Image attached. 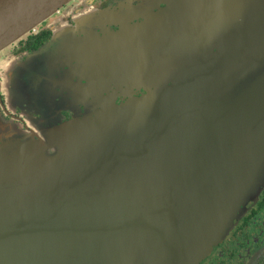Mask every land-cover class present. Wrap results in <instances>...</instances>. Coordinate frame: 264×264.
<instances>
[{"label":"water","instance_id":"water-1","mask_svg":"<svg viewBox=\"0 0 264 264\" xmlns=\"http://www.w3.org/2000/svg\"><path fill=\"white\" fill-rule=\"evenodd\" d=\"M70 1L0 0V53ZM177 5L189 15L173 34L124 36L136 54L106 51L118 37L91 25L79 50H54L77 61L72 81L88 95L41 101L47 139L34 128L31 137L1 131L0 264H198L257 201L264 0ZM250 8L249 18L229 14ZM219 38L229 41L219 46ZM215 39L217 49L202 52ZM162 74L172 78L153 81ZM102 78L128 100L103 95ZM147 84L152 90L134 96ZM64 110L72 116L63 122Z\"/></svg>","mask_w":264,"mask_h":264},{"label":"flooded vegetation","instance_id":"flooded-vegetation-1","mask_svg":"<svg viewBox=\"0 0 264 264\" xmlns=\"http://www.w3.org/2000/svg\"><path fill=\"white\" fill-rule=\"evenodd\" d=\"M180 1L184 0H71L59 8L52 15L53 17L51 16V18L49 17L40 23L25 37L0 53V65H8V69L0 66V101L2 106L12 120L21 124L22 128L31 131L32 128L29 125L26 126V121L28 120L31 125L30 120L43 117L37 111L40 110L41 112V101H50L55 104V101H59L61 97L68 94L82 97V99L86 98L85 94L88 95V93H77L79 91L75 88L77 82L72 81L71 64H76L77 61L71 62L68 55L60 56L54 50L71 52L72 50L69 49L72 47L79 50L84 42L82 36L86 32L85 27L91 25L96 32L100 31V27H106V33L118 37L115 38L116 43L111 40L106 51L122 49L123 46L128 54L129 52L135 53L125 48L124 36H139L147 41L152 34L160 36L173 34L175 31L173 25L181 17L183 20L189 15L188 8L177 5ZM102 13L111 16L109 18H97V16H102ZM153 18H156L155 22L148 21ZM144 26L146 28L142 29ZM143 31L147 35H143ZM57 32H63L62 36L56 38ZM64 33L65 35H63ZM57 41L60 44L55 47L54 43ZM138 43H142V41L136 44L139 47H144ZM133 47L137 48L135 45ZM107 58L109 62L118 66L110 53H108ZM13 63L17 65L27 63L29 69L33 70V72L27 71L26 73L33 80L29 87L34 90L33 96L38 101L35 107H31L29 102L26 103L31 90H28L25 74L23 75L22 70H14ZM134 63L135 65L139 64ZM15 71L23 78L26 85L21 108L18 107L14 111L9 108L6 102L3 88L5 76H11V73ZM118 79L122 80L120 77ZM101 80H105L101 81L99 85L103 95H112L119 104L128 100V98H123L116 89L110 90L107 87L106 84H114L113 78L108 80L102 78ZM96 91L94 90V97ZM134 91V96H141L146 94L148 90L146 89L144 92V90L136 88ZM28 108L31 109L34 118L29 119L26 115L30 112ZM62 114L64 115L63 122L72 116L71 111L64 110ZM246 210L238 223L219 243L213 246L199 264H264V189L257 201H251Z\"/></svg>","mask_w":264,"mask_h":264},{"label":"rangeland","instance_id":"rangeland-1","mask_svg":"<svg viewBox=\"0 0 264 264\" xmlns=\"http://www.w3.org/2000/svg\"><path fill=\"white\" fill-rule=\"evenodd\" d=\"M254 9L250 8V9H243V11L241 12V14H238L236 13V11H230L229 14H233V17H244V18H249V16L251 17V15H253ZM261 12H263V9L259 10L258 14H260ZM53 17V16H52ZM51 18V17H50ZM49 19V18H48ZM218 24V22H216L213 26H216ZM231 25V22L226 25L227 27H229ZM218 26H220V24H218ZM230 29V28H229ZM236 28L234 27L233 30H235ZM232 30V29H230ZM61 32H57L56 33V38H59ZM221 38L218 39V42H219V46H223L225 45L229 39L227 40V38H224V40H220ZM200 40H203L202 38ZM187 43H192L193 40L190 39L189 41H186ZM218 42H216V39L214 41H211L210 44H213L214 46H210L208 47V50H203L202 52H207L210 53L214 50H216V44H218ZM182 49H190V50H194L195 49V46L194 44L193 45H190L189 47L187 45H184V42H182V46H181ZM5 64H2L0 65L1 67H4ZM12 66H14L16 69L18 70H22L23 72V75L25 74V79L27 80V86H28V90H31V93L27 96V102L26 103H31V107H35L36 104H37V101L36 99L34 98V90L32 88L29 87V85L31 84V82L33 81L31 76L26 73L27 71L29 72H33L32 69H29V66L27 65V63L23 64V65H17L15 63L12 64ZM15 74H16V77H14V80H11L10 79V75L8 77L5 76V79L9 78V80L7 81L6 80V83L4 85V88H3V92H4V95H5V99H6V102L9 106L10 109L12 110H16L18 109V107L21 108V104L23 103V93H24V88H25V82L23 80V78L19 75V73L17 71H15ZM165 75H168L170 78H172L169 74H162L160 77L159 75H155L153 76V81H155L157 83L158 79H160V81H164L166 79H168V77H166ZM112 85H115V84H112ZM110 89L112 90H115L116 89V86H111ZM152 90V86L150 85H145L143 87L140 86L138 88V90ZM7 104H5V106H7ZM0 106H1V110H0V134L2 133L1 131L4 130L5 133H2L5 137H7V134L6 133H10V132H15L16 134H18L19 137H31L32 133L31 131H29L28 129H24L21 127V124H18L16 123L14 120H12L10 117H9V113L6 112L4 106H2V102L0 101ZM8 108V107H7ZM25 108V107H24ZM28 110L30 111L29 113H26V115L29 117V119L31 118H34L33 115L31 114V109L28 108ZM39 114H41L40 110H37ZM37 120V125L35 124ZM36 120H30V123L31 125L28 123L29 121L27 120L26 121V126H30L32 129H39L41 135L43 137H45V139H47L49 137L48 133H47V130H46V127H43L41 126V122H40V118L39 119H36ZM33 126V127H32ZM43 128V131L45 132H42V128ZM14 130V131H13ZM2 136L0 135V138ZM5 137H2L3 139H6ZM1 142V141H0ZM5 142V140H4ZM219 243V242H218ZM206 257V256H205ZM204 257V258H205ZM189 258H185V262H188ZM201 261V260H200ZM199 264V263H198Z\"/></svg>","mask_w":264,"mask_h":264}]
</instances>
